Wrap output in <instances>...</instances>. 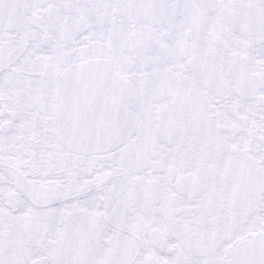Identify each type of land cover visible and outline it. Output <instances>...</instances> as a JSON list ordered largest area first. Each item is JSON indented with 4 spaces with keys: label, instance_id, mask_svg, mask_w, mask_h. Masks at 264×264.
I'll use <instances>...</instances> for the list:
<instances>
[{
    "label": "snow or ice",
    "instance_id": "6c2138e0",
    "mask_svg": "<svg viewBox=\"0 0 264 264\" xmlns=\"http://www.w3.org/2000/svg\"><path fill=\"white\" fill-rule=\"evenodd\" d=\"M0 264H264V0H0Z\"/></svg>",
    "mask_w": 264,
    "mask_h": 264
}]
</instances>
